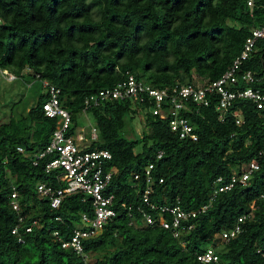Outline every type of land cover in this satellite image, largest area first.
Listing matches in <instances>:
<instances>
[{"label":"trees","instance_id":"16d2710c","mask_svg":"<svg viewBox=\"0 0 264 264\" xmlns=\"http://www.w3.org/2000/svg\"><path fill=\"white\" fill-rule=\"evenodd\" d=\"M263 24L264 0H254L252 6L245 0H0V70L59 88L60 101L71 114V134L84 98L112 86L126 71L154 87L188 83L195 76L213 82L241 52L252 29ZM247 70L255 82L240 81L239 87L251 85L264 94V41H257L239 72ZM46 98L39 93L31 106L0 124V264H81L52 232L58 230L68 239L80 223V213L91 211L89 201L83 202L81 193L67 195L54 209L36 191L37 182L63 186L56 171H45L49 157L33 165L34 154L49 144L57 123L42 110ZM216 104L212 98L208 106L191 105L182 112L194 127L195 141L180 139L170 130L169 117L152 114L147 104L133 107L114 100L88 110L98 139L87 149L111 154L104 166L113 171L106 192L115 195V207L124 201L133 205L134 213L130 218L125 208H118L113 221L84 242L91 254L113 248L92 264H264L257 252L264 246V103L259 108L251 100L236 99L223 121ZM137 113L149 131L129 138L126 128ZM159 151L162 156L156 159ZM251 161L259 167L246 185L216 194L204 212L189 219L194 227L179 238L145 224L136 211L146 184L142 178L133 186L131 176L143 174L150 162L151 200L178 202L188 211L209 202L217 178L226 184L234 170H243ZM11 186L24 217L19 231L23 234L33 220L39 223L23 234L24 243L11 233L19 216L9 206ZM250 210L241 232L216 250L217 262L197 260L196 253L206 249L216 233ZM158 216L171 219L169 213Z\"/></svg>","mask_w":264,"mask_h":264},{"label":"built area","instance_id":"2783aa9c","mask_svg":"<svg viewBox=\"0 0 264 264\" xmlns=\"http://www.w3.org/2000/svg\"><path fill=\"white\" fill-rule=\"evenodd\" d=\"M245 1L247 6H252L254 2V0ZM259 40L264 41V24L252 29V34L245 39L241 52L218 79L209 83L194 79L188 83L176 82L165 87H154L133 73L126 71L123 78L112 86L87 95L83 100L82 115L86 116L92 107L114 100L128 101L133 107L147 104L152 114L162 119L169 117L170 130L176 133L180 139L195 141L197 135L194 133V127L188 118L182 114L184 111H189L191 105L195 107L208 106L212 98L216 99V110L220 121L225 119L236 99H248L255 102L259 108L263 106L264 94L259 89H255L251 85L240 88L238 85L240 81L249 84L255 82V75L252 71H239L242 63L255 50ZM1 72L9 81L16 79V76L7 70H1ZM40 81L44 93L47 95L41 104L42 110L45 116L56 118L57 123L49 144L34 154L33 165H37L40 160L49 157V160L44 164L45 171H56V179L63 186L53 187L45 182H37L36 191L40 197L48 198L50 207L54 209L59 207L67 195L81 193L83 194L81 200L83 202L89 201L91 211L80 213V223L73 227L68 239H63L58 230L53 231L52 236L60 242L62 248L70 249L79 256L81 264H92L93 257L91 253L85 250L84 242L98 236L104 226L117 216L118 208H125L130 218H133V205L123 201L115 207V195L106 192L113 175L112 170L106 171L104 167L105 163L111 159L110 152L106 149L88 150L89 144L78 146V142L87 141V138L82 134V129L79 132L75 129L74 133L68 134L72 125V118L60 101V89L47 80ZM235 118L236 124H240L241 118L238 113L235 114ZM97 139V130L93 127L89 140L92 142ZM16 150L20 153L24 152L21 146H18ZM161 156L162 151L157 152L156 159ZM258 167L256 162L251 161L243 170H234L230 181L226 184H219L221 178H217L209 202L195 210L186 211L180 207L178 202L169 205L159 204L151 200L150 183L153 180L151 174L153 163L150 162L145 166L143 174L136 172L131 176L133 186L138 185L142 178L146 184L140 202L136 206V211L145 224L157 225L169 231L174 238H179L184 232L194 227V223L189 222V219L195 217L199 212H204L216 194L230 190L235 184L246 185L250 175ZM159 182L162 180L159 179ZM11 188L9 206L19 215L21 205L17 199L18 194L14 186ZM136 192L139 193V190L136 189ZM250 207L251 210L254 208L252 204ZM251 210L239 216L232 227L222 229L214 237L219 238L223 244L235 238L242 230V223L251 218ZM164 213L171 214V219L164 220L159 216L157 217V215ZM56 219L60 220L59 217ZM17 221L11 233L16 236L18 242L24 243L23 234L31 232L35 226H39V223L37 220H33L31 225L25 226L22 234L19 229L23 226L24 217L19 215ZM257 252L264 257V246L257 247ZM196 258L201 263L218 261V255L213 246L196 253Z\"/></svg>","mask_w":264,"mask_h":264},{"label":"rangeland","instance_id":"374dc122","mask_svg":"<svg viewBox=\"0 0 264 264\" xmlns=\"http://www.w3.org/2000/svg\"><path fill=\"white\" fill-rule=\"evenodd\" d=\"M194 79L200 81L196 76ZM43 92L44 88L40 80L32 78L28 82V80L16 77V79L9 81L0 70V124L7 122L10 116H18L23 112L25 107L28 108L34 103L35 98L39 93ZM132 119L131 125L128 124L126 128V130H128L126 133L127 137L134 138L143 131H149L142 115L137 113ZM93 127H95L94 120L90 114H87L86 116L80 115L78 117L76 129L78 132L82 129V134L87 138V141L78 142V146L81 147L84 144L88 145L91 143L89 136ZM136 149L138 150L140 147L138 146ZM222 244L223 242L219 238L214 237L211 244L207 243L204 246L206 248L213 246L218 250L221 249ZM112 249V247L108 246L107 248L95 251L91 256L93 258H96L97 256L102 257L104 254L111 252Z\"/></svg>","mask_w":264,"mask_h":264}]
</instances>
